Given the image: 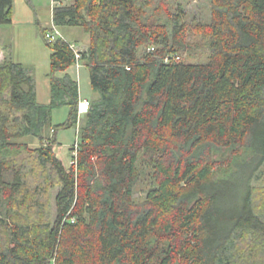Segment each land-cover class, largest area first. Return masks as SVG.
Here are the masks:
<instances>
[{
  "label": "trees",
  "instance_id": "1",
  "mask_svg": "<svg viewBox=\"0 0 264 264\" xmlns=\"http://www.w3.org/2000/svg\"><path fill=\"white\" fill-rule=\"evenodd\" d=\"M71 1L53 24L81 28L89 47L78 61L39 25L52 52L48 105L29 67L0 63V264H264V190L253 185L264 166V0H211L201 64L177 59L189 51L181 15L150 21L162 0L152 12L153 0ZM13 5L0 0L1 26ZM78 62L100 96L67 168L49 130L57 108H70L57 130L78 124L68 72ZM24 153L31 165L18 167ZM143 161L154 185L137 202Z\"/></svg>",
  "mask_w": 264,
  "mask_h": 264
},
{
  "label": "rangeland",
  "instance_id": "2",
  "mask_svg": "<svg viewBox=\"0 0 264 264\" xmlns=\"http://www.w3.org/2000/svg\"><path fill=\"white\" fill-rule=\"evenodd\" d=\"M154 5L151 4L149 10L152 12L157 7L156 4L159 0H153ZM163 5L166 7V11H155L154 17L150 19V21L156 22L161 21L165 23H169V17L166 13L172 15H181L183 24L186 26V36H187V45L189 48L188 52H179L177 53L178 59L181 62L188 64H201L206 63L209 59L210 52L208 49L209 37L206 33V28L211 23V0H162ZM33 4L36 6V2L33 1ZM52 3L42 1L41 11L38 12L40 15L41 28H45L49 30L48 32H52V28L54 24L51 21V10ZM170 16V15H169ZM49 22V27H46V24ZM35 24V32L38 37V45L35 46L30 34L26 36H21L20 43L15 49V57L14 60L17 62H23L29 67L34 75L38 102L40 104L48 105L51 101V50L46 45L43 34L41 31L38 32V28ZM58 29V28H57ZM59 32L62 37L68 41L70 44L74 45L78 51H82L89 45L90 36L86 34L81 28L72 27V28H59ZM150 48H143L140 52L141 55H144L145 52H148ZM69 73L78 81L79 83V91H80V100H97L99 99V93L95 92L92 88L90 81V72L88 68L83 64L79 63V66L75 65L70 68ZM62 74H58L61 76ZM70 115L69 107L57 108L52 111L51 115V129L49 130V135L53 137L55 135L57 140V145L55 147V152L60 160H62L65 167L70 168L73 163V152L72 147L75 145L76 141L79 138L78 130L80 128V124L74 125L71 128H59L57 127L65 124ZM82 124L84 123L85 118L82 117ZM55 130H57L55 132ZM30 141V140H28ZM27 141V142H28ZM32 144V147L36 146ZM46 145H49L46 142ZM144 162V161H143ZM14 163L20 167L24 164L30 163V156L28 153H24L23 157L18 158L14 161ZM142 175L141 180L137 184L134 191L135 200L142 201L145 199L148 190L154 185V181L152 179V172L147 167L146 163L141 164ZM261 175L259 176V180L254 182V187L257 192H261L264 190V166L261 168ZM26 180H29V185H31V179L35 177V175H27L25 172ZM37 179V177H35ZM57 192V188L50 191V210L49 216L54 219L55 217V207H54V199Z\"/></svg>",
  "mask_w": 264,
  "mask_h": 264
},
{
  "label": "crops",
  "instance_id": "3",
  "mask_svg": "<svg viewBox=\"0 0 264 264\" xmlns=\"http://www.w3.org/2000/svg\"><path fill=\"white\" fill-rule=\"evenodd\" d=\"M13 23L9 26H1L0 25V63H3L5 60H13L16 63L23 64L27 66L23 62H17L14 60L15 57V49L20 43L21 36H26L30 34L33 43L35 46L38 45V37L35 32V24H37L38 32L39 25H41L40 15L38 12L41 11L42 1L44 0H33L37 4L36 6L33 4L30 5L26 0H13ZM46 2L52 3L51 10V21L53 23V9L56 6H69L72 4L71 0H64L63 2H57L56 0H45ZM46 27H49V22L46 24ZM41 34V33H40ZM72 45V44H71ZM74 46V45H72ZM75 47V46H74ZM89 45L86 46L82 51H78L75 47V51L84 52L87 51ZM70 70V69H69ZM69 72V71H68Z\"/></svg>",
  "mask_w": 264,
  "mask_h": 264
},
{
  "label": "built area",
  "instance_id": "4",
  "mask_svg": "<svg viewBox=\"0 0 264 264\" xmlns=\"http://www.w3.org/2000/svg\"><path fill=\"white\" fill-rule=\"evenodd\" d=\"M61 37H62L61 33L59 32V30L55 26L52 28V32H48L47 33V38L49 40H51V41H54L57 38H61ZM72 48L75 50L74 46H72ZM76 54H77V60L79 61L80 60V54L77 51H76ZM166 62H169V59H167ZM79 63L80 62L77 63V66H79ZM90 108H91L90 100H87V99L80 100L79 107H78V114H79L78 125L80 124V127H81V124H82V119L81 118L82 117L85 118V116L87 114H89ZM78 135H79V130H78ZM79 149H80V137L78 138V140L76 141L75 145L73 146V151L72 152H73L74 156H73L72 165L75 163V159L77 158ZM52 264H55V262L53 261Z\"/></svg>",
  "mask_w": 264,
  "mask_h": 264
}]
</instances>
